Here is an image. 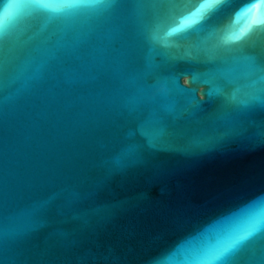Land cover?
I'll list each match as a JSON object with an SVG mask.
<instances>
[{"label":"water","instance_id":"obj_1","mask_svg":"<svg viewBox=\"0 0 264 264\" xmlns=\"http://www.w3.org/2000/svg\"><path fill=\"white\" fill-rule=\"evenodd\" d=\"M167 10L103 0L0 36V264H204L219 225L194 223L264 224V35L165 48ZM231 264H264V235Z\"/></svg>","mask_w":264,"mask_h":264},{"label":"snow or ice","instance_id":"obj_2","mask_svg":"<svg viewBox=\"0 0 264 264\" xmlns=\"http://www.w3.org/2000/svg\"><path fill=\"white\" fill-rule=\"evenodd\" d=\"M5 2L0 0V12L6 16L5 25L0 26V36H4L5 29L11 34L16 24L30 19L75 18L99 8L103 0H19L10 9L3 7ZM167 3L168 10L157 19L152 37L155 43H164L165 48L170 42L175 45L187 42L194 35L210 34L213 47L230 52L244 46L254 35H264V0H167ZM233 17L247 20V28L238 29L232 22ZM157 33L161 35L158 37ZM230 211L227 204L208 221L196 222L187 230L210 221L219 225L213 231L214 238L198 254L204 264H231L233 255L247 241L264 235V224H255L243 234L228 230L224 217Z\"/></svg>","mask_w":264,"mask_h":264}]
</instances>
